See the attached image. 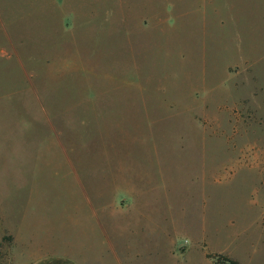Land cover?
<instances>
[{
    "label": "rangeland",
    "instance_id": "374dc122",
    "mask_svg": "<svg viewBox=\"0 0 264 264\" xmlns=\"http://www.w3.org/2000/svg\"><path fill=\"white\" fill-rule=\"evenodd\" d=\"M264 264V0H0V264Z\"/></svg>",
    "mask_w": 264,
    "mask_h": 264
},
{
    "label": "crops",
    "instance_id": "0c3cea01",
    "mask_svg": "<svg viewBox=\"0 0 264 264\" xmlns=\"http://www.w3.org/2000/svg\"><path fill=\"white\" fill-rule=\"evenodd\" d=\"M27 264H78V262L69 255L48 253L30 260Z\"/></svg>",
    "mask_w": 264,
    "mask_h": 264
}]
</instances>
